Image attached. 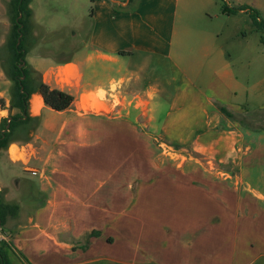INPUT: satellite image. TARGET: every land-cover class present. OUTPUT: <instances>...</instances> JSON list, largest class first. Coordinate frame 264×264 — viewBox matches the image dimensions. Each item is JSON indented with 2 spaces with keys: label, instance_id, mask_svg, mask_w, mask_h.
Returning a JSON list of instances; mask_svg holds the SVG:
<instances>
[{
  "label": "crops",
  "instance_id": "obj_1",
  "mask_svg": "<svg viewBox=\"0 0 264 264\" xmlns=\"http://www.w3.org/2000/svg\"><path fill=\"white\" fill-rule=\"evenodd\" d=\"M212 4L92 0L90 33L64 63L40 47L55 22L31 5L26 60L75 101L55 112L33 95L43 123L0 159L14 183L0 178L3 200L20 207L0 243L13 264H264V45L246 12ZM150 133L194 157L171 166Z\"/></svg>",
  "mask_w": 264,
  "mask_h": 264
},
{
  "label": "rangeland",
  "instance_id": "obj_2",
  "mask_svg": "<svg viewBox=\"0 0 264 264\" xmlns=\"http://www.w3.org/2000/svg\"><path fill=\"white\" fill-rule=\"evenodd\" d=\"M12 1L13 0H0V110H7V112L4 113V116L7 117H2V119L9 118L10 116H15L19 113L18 110H12L10 108L13 82L9 80L8 76L5 73V70L7 68L6 62L8 58H10L8 41L10 40V34L13 27L14 12ZM211 1L213 2V4L211 6L210 13H220L222 2L220 0ZM224 3H226L227 5L230 4L232 7H238L239 4H244L246 6H249L250 8H255L261 12V17L264 20V0H224ZM31 5L33 9L44 18L45 21L48 22L52 20L55 22L53 31H48L46 33L45 42H42V44H40V47L43 48V50L50 52L53 59H55L58 63H64L67 60L71 59L77 47L86 42L88 34L90 33V16L92 14L93 8L92 0H33ZM32 18L30 20L28 34L30 33V30L33 29ZM242 25L245 30L249 29V25L245 20L242 22ZM2 102H4V104ZM82 104L84 107H88L90 106V104L95 107H103V105L98 102L96 97H84L82 100ZM65 119L66 117H57L55 123L61 124ZM140 120L143 119L141 118ZM41 123H43V117H40L39 124L33 121L28 126L26 131L29 133L32 132L34 136L35 131L39 128ZM150 135L152 138L157 139V141H154L156 146V156H160V158L167 160L171 164V166L175 167L176 165L180 164V162H182L183 158L178 155V151H180V153L182 154H186L187 156L191 155L194 157V155L189 151L186 152L176 148L172 149L170 148V146H161L163 141L158 138L157 134L150 133ZM28 136L29 135L27 133H21L18 137H16V139H18V142L20 144H25L26 142L24 140L27 139ZM45 138L46 140L50 139L49 136H45ZM8 152L9 149L2 151L0 159H2L3 156L9 157ZM11 153L13 159L15 160H18V158H25L22 154L18 157L16 156V154H18V150L15 146L11 149ZM29 167H34L33 159L30 160ZM14 168L17 170L19 176L25 179L32 178L35 181L37 180V178L24 173L22 170L23 168L20 165H17ZM10 176L11 175L9 174L8 165H6L5 167H0V178H3L5 183L12 187L14 183L13 179ZM27 188V181H24L22 190L18 192L17 197H13V200H20V198L24 196L25 189ZM86 244L87 243L85 242V245ZM11 264L13 263L11 262Z\"/></svg>",
  "mask_w": 264,
  "mask_h": 264
},
{
  "label": "trees",
  "instance_id": "obj_3",
  "mask_svg": "<svg viewBox=\"0 0 264 264\" xmlns=\"http://www.w3.org/2000/svg\"><path fill=\"white\" fill-rule=\"evenodd\" d=\"M222 2V13L226 15H237L240 12H246L251 21L254 31L261 34V42L264 45V20L261 13L248 6L238 8H229ZM33 0H13V27L8 41V49L10 58L7 60V68L5 70L9 80L13 82L11 90V106L12 110H18V114L3 118L0 123V158L1 152L8 150L13 143L18 142V137L21 133H27L29 136L24 141L29 143L32 140L33 133L27 132L28 126L33 122L40 123V117H33L30 113V100L33 95L39 94L47 107L55 112H65L69 110L75 98L71 94L52 89L47 85L42 75L31 67L27 60V49L25 46L26 36L29 31L30 20L33 16L31 4ZM20 41V43H19ZM24 64V65H23ZM4 104V102H2ZM219 111L230 119L235 117L227 108L217 106ZM20 211V207L16 204H7L3 200L2 192H0V227H4L8 216L16 217ZM100 233L95 232L90 235L99 237ZM9 248L11 246L7 245ZM6 246L0 244V264H11L8 255L4 249ZM20 255V254H19ZM22 257V256H21Z\"/></svg>",
  "mask_w": 264,
  "mask_h": 264
},
{
  "label": "built area",
  "instance_id": "obj_4",
  "mask_svg": "<svg viewBox=\"0 0 264 264\" xmlns=\"http://www.w3.org/2000/svg\"><path fill=\"white\" fill-rule=\"evenodd\" d=\"M28 171L34 177L37 176V174H38L37 171H35V170H28ZM6 238H7V236L3 233L2 228L0 227V243L5 242Z\"/></svg>",
  "mask_w": 264,
  "mask_h": 264
},
{
  "label": "water",
  "instance_id": "obj_5",
  "mask_svg": "<svg viewBox=\"0 0 264 264\" xmlns=\"http://www.w3.org/2000/svg\"><path fill=\"white\" fill-rule=\"evenodd\" d=\"M19 43H20V41H19ZM24 65V64H23Z\"/></svg>",
  "mask_w": 264,
  "mask_h": 264
}]
</instances>
